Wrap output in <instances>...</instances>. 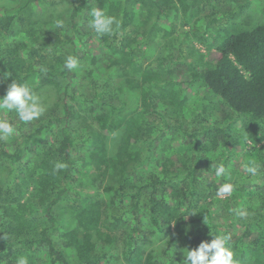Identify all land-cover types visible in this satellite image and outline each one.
<instances>
[{
  "label": "trees",
  "instance_id": "1",
  "mask_svg": "<svg viewBox=\"0 0 264 264\" xmlns=\"http://www.w3.org/2000/svg\"><path fill=\"white\" fill-rule=\"evenodd\" d=\"M250 6L0 0V96L13 79L57 96L30 122L0 110L16 128L0 139V264H181L210 233L231 235L237 264H264V23L213 51L193 43ZM92 8L119 29L96 34ZM217 163L229 174L217 177ZM225 183L231 193L218 195Z\"/></svg>",
  "mask_w": 264,
  "mask_h": 264
},
{
  "label": "clouds",
  "instance_id": "2",
  "mask_svg": "<svg viewBox=\"0 0 264 264\" xmlns=\"http://www.w3.org/2000/svg\"><path fill=\"white\" fill-rule=\"evenodd\" d=\"M91 19L88 26L98 35L112 34L119 29L120 21L115 16L107 14L104 9L92 8L90 11ZM57 28H63L62 20L56 21ZM64 67L68 71H72L78 67V60L75 56L69 55L65 59ZM41 71H47L42 68ZM11 73H5V78ZM0 110L5 112H15L19 120L22 122H30L38 119L46 111L45 107L40 103L39 97L34 93L32 88L26 84L13 79L8 85L6 93L0 96ZM16 128L12 122L0 118V139H7L14 135ZM67 165L57 162L54 171L66 168ZM244 171L249 176H256L260 169V165L253 159L244 164ZM229 174V169L223 163H217L215 167V175L223 177ZM233 186L225 183L217 190L218 195H227L232 191ZM239 215L244 216V212ZM211 242L202 241L196 248L184 250L183 260L181 264H237L234 253L231 250L230 234H212ZM15 264H29L27 256H17Z\"/></svg>",
  "mask_w": 264,
  "mask_h": 264
},
{
  "label": "rangeland",
  "instance_id": "3",
  "mask_svg": "<svg viewBox=\"0 0 264 264\" xmlns=\"http://www.w3.org/2000/svg\"><path fill=\"white\" fill-rule=\"evenodd\" d=\"M220 8L224 9L228 7L226 5ZM57 12H58V9L55 8V10H52L51 12L46 11V15L57 17L58 15ZM229 17L230 16L227 15L226 22L223 24L224 28L221 32H218V34H216V31L213 30L206 39L202 38L200 40L198 39L196 42H193L198 51L200 52H204L206 50L213 51L218 46H220L226 39H228V37H230L231 35L240 33L241 31H244L253 25L264 23V0H251L250 8L247 9L243 15H241L239 18L236 17L233 21H229ZM189 22H191V20H189ZM185 30H188V28H186ZM180 32H181V29L179 27L177 29V32L174 33V36L177 37ZM212 34H214L215 36H213ZM212 36L213 38L215 37L214 40L211 38ZM169 40L170 39H167V41ZM171 40L173 42L174 38H172ZM191 42H192L191 40H188V43H189L188 45L191 44V47H192ZM178 52L179 51L176 47L172 48V46H169V49L166 50L164 55H166L167 53H174L175 55H178ZM42 91L43 92L38 93L37 96L40 99V103L45 108L51 106L52 104L56 102L57 96L54 90L47 89V91H45L44 89ZM196 106H198L196 103H193V102L188 103L184 107L185 116L188 117L195 109H197ZM241 144L242 143L240 142L239 145L241 146ZM238 156L240 157V155ZM241 159L245 160V157H242ZM253 159H254V156L246 157V161L253 160ZM224 198H226V196H220L219 199L222 200ZM246 264H251V263H246Z\"/></svg>",
  "mask_w": 264,
  "mask_h": 264
}]
</instances>
